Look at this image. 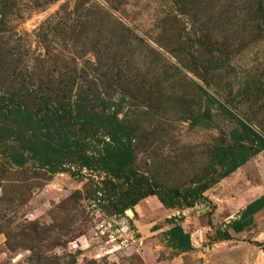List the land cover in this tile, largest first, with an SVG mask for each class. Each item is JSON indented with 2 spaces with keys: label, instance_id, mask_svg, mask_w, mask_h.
<instances>
[{
  "label": "rangeland",
  "instance_id": "374dc122",
  "mask_svg": "<svg viewBox=\"0 0 264 264\" xmlns=\"http://www.w3.org/2000/svg\"><path fill=\"white\" fill-rule=\"evenodd\" d=\"M63 89L120 102L136 170L185 185L237 126L225 109L264 128V0H0V114L10 96ZM207 95L221 106L191 125ZM15 146L0 140V264H264V210L214 240L264 193V150L192 207L149 196L117 214L100 198L105 173L75 163L51 172L29 157L16 165ZM171 217L191 251L168 246ZM130 237L140 244L121 243Z\"/></svg>",
  "mask_w": 264,
  "mask_h": 264
},
{
  "label": "trees",
  "instance_id": "16d2710c",
  "mask_svg": "<svg viewBox=\"0 0 264 264\" xmlns=\"http://www.w3.org/2000/svg\"><path fill=\"white\" fill-rule=\"evenodd\" d=\"M35 98L37 106L31 109L26 100ZM7 101L0 114V140L16 143L9 155L11 161L22 165L28 157L34 158L51 172L67 163L103 172L106 178L102 181L103 188L99 189L100 198L117 214L133 210L140 200L149 196H156L166 208L192 207L210 187L264 150V128L258 132L225 109L237 122L228 132V141L213 144L207 151L204 166L187 184L177 186L136 170L134 128L119 117L120 102L115 104L91 90H79L72 96L64 89L30 98L10 96ZM214 103L221 106L207 95L201 111L189 115L190 124L208 122ZM108 188L112 192L105 193ZM261 210H264V193L245 204L236 217L217 230L214 240H229L230 231L239 233L249 228L254 224V215ZM174 220L171 217L167 221L171 224L165 231L168 246L175 251H191L194 247L190 233Z\"/></svg>",
  "mask_w": 264,
  "mask_h": 264
},
{
  "label": "built area",
  "instance_id": "2783aa9c",
  "mask_svg": "<svg viewBox=\"0 0 264 264\" xmlns=\"http://www.w3.org/2000/svg\"><path fill=\"white\" fill-rule=\"evenodd\" d=\"M124 242H125V243H124ZM121 243H124L125 246H126V245H131V244H137V243L140 244V242L138 241V239L133 238V237H130V239L124 240V241H122Z\"/></svg>",
  "mask_w": 264,
  "mask_h": 264
},
{
  "label": "crops",
  "instance_id": "0c3cea01",
  "mask_svg": "<svg viewBox=\"0 0 264 264\" xmlns=\"http://www.w3.org/2000/svg\"><path fill=\"white\" fill-rule=\"evenodd\" d=\"M228 221H229V220H228ZM228 221H227V222H228Z\"/></svg>",
  "mask_w": 264,
  "mask_h": 264
}]
</instances>
